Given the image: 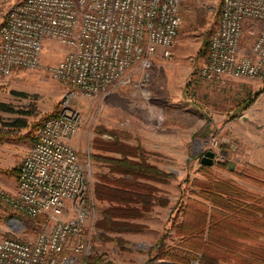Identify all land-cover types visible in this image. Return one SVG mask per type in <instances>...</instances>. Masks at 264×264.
I'll return each instance as SVG.
<instances>
[{
	"label": "rangeland",
	"instance_id": "374dc122",
	"mask_svg": "<svg viewBox=\"0 0 264 264\" xmlns=\"http://www.w3.org/2000/svg\"><path fill=\"white\" fill-rule=\"evenodd\" d=\"M221 3L222 0L183 2V24L172 56H155L148 82L136 76L129 86L106 97L76 92L73 103L82 111L83 124L72 144L87 163L93 198L95 183L109 171L94 155L120 156L103 149L107 142L118 140L128 146H141L150 162L173 175L158 184L161 190L157 195L167 204L156 205L135 220L145 230L107 233L105 236L112 241H105L96 228L90 239V254L97 251L113 264H144L149 248L162 236L167 247L178 245L176 226L192 218L194 212L187 214L185 208L189 202H206L196 193L197 185L207 183L208 178L232 180L241 189L264 198V82L233 78L224 83H208L199 78L208 48L207 54L198 53L204 41L209 47ZM65 52L63 45L50 41L44 48L42 68H16L11 76L0 80V104L10 110L0 106V126L9 129L17 120L27 124L14 137L31 131L34 139L45 118L58 112L74 90L52 76L47 68L58 63ZM209 150L215 156L207 168L202 158ZM21 163L15 168L0 169L17 170V175L0 172V180L6 181L13 175L18 183ZM241 171H247L253 178L241 177ZM0 190L9 192L1 185ZM94 201L99 220L102 205L95 198ZM18 231L34 236L37 229L33 220L14 212L0 198V238ZM118 238L123 241L118 242ZM239 242L252 251H264V232L257 240ZM84 258H78V264H84ZM224 264L241 263L232 260Z\"/></svg>",
	"mask_w": 264,
	"mask_h": 264
},
{
	"label": "built area",
	"instance_id": "2783aa9c",
	"mask_svg": "<svg viewBox=\"0 0 264 264\" xmlns=\"http://www.w3.org/2000/svg\"><path fill=\"white\" fill-rule=\"evenodd\" d=\"M184 1L0 0V80L16 68H42L45 45L55 41L66 52L47 68L74 89L43 122L17 189L0 190L3 202L37 229L22 235V224L23 231L0 238V264H78L90 254L98 218L87 163L72 144L83 124L73 100L76 92L109 96L136 76L148 82L155 56H172ZM199 78L264 82V0H222Z\"/></svg>",
	"mask_w": 264,
	"mask_h": 264
},
{
	"label": "trees",
	"instance_id": "16d2710c",
	"mask_svg": "<svg viewBox=\"0 0 264 264\" xmlns=\"http://www.w3.org/2000/svg\"><path fill=\"white\" fill-rule=\"evenodd\" d=\"M207 45L208 42L204 41L198 55L207 54ZM0 106L10 111L4 104ZM57 113L47 116L45 120ZM12 126L27 128L26 122L22 120H17ZM30 135L31 131L11 139L22 141ZM106 145L103 147L105 151L118 153L120 157L94 155L109 170L95 183L94 198L102 205L96 228L101 231L105 241H112L105 234L141 232L146 227L135 220L145 216L156 204H167L157 195L160 191L158 188L141 180L165 183L173 175L148 162L147 152L141 146H128L118 140L107 142ZM0 172L17 175L16 169ZM239 175L253 178L247 171H241ZM208 179L207 183L197 185L196 194L209 205L206 202H189L185 208L187 214L194 212L193 220L186 218L176 226L179 244L167 247L165 236H162L149 248L148 259L144 264H194L195 261L198 264H224L232 260L241 264H264V251H252L246 244L239 242L257 240L264 232V198L241 189L232 180ZM193 206L199 207L195 209ZM117 241L123 240L118 238ZM83 263L113 264L97 251L85 257Z\"/></svg>",
	"mask_w": 264,
	"mask_h": 264
},
{
	"label": "crops",
	"instance_id": "0c3cea01",
	"mask_svg": "<svg viewBox=\"0 0 264 264\" xmlns=\"http://www.w3.org/2000/svg\"><path fill=\"white\" fill-rule=\"evenodd\" d=\"M6 127L0 126V169L18 167L19 163L23 161L24 157L29 152L36 138L35 137L33 139V137L30 136L22 141L13 140L11 139V137L13 138L14 136L20 134V128L12 125H10L9 129H7ZM114 157L119 158L120 156ZM148 162H150V159H148ZM150 163L154 165L152 162ZM159 169L163 170L162 168ZM141 181L147 184H151L161 190V188L158 186V184L160 183L158 182H152L143 179ZM17 184L18 183L16 181V176L13 175L8 176V179L6 181L0 180V185L3 186L9 192H14L17 189ZM156 205L154 207H156Z\"/></svg>",
	"mask_w": 264,
	"mask_h": 264
},
{
	"label": "water",
	"instance_id": "95a60500",
	"mask_svg": "<svg viewBox=\"0 0 264 264\" xmlns=\"http://www.w3.org/2000/svg\"><path fill=\"white\" fill-rule=\"evenodd\" d=\"M214 156H215L214 152L210 150L207 151L204 157L202 158V164L211 166L213 164Z\"/></svg>",
	"mask_w": 264,
	"mask_h": 264
}]
</instances>
